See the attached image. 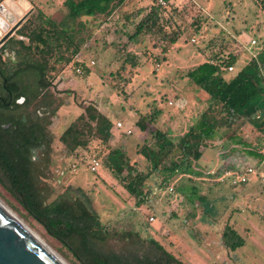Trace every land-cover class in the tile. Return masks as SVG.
<instances>
[{
  "label": "rangeland",
  "instance_id": "1",
  "mask_svg": "<svg viewBox=\"0 0 264 264\" xmlns=\"http://www.w3.org/2000/svg\"><path fill=\"white\" fill-rule=\"evenodd\" d=\"M65 1L0 0V5L7 7L2 14L5 26L0 31L4 34L29 13L19 26V39L28 43L27 34L40 28L51 40L61 38L52 21H67ZM164 1L166 4L160 0H125L110 14L69 22L80 46L71 62L61 58L71 57V49L60 52V46L53 43L48 77L51 93L61 106L47 128L52 139L51 164L41 181L48 187L49 200L69 189L82 191L109 230L154 238L185 264H264V178L252 176L238 186L218 179L228 170L247 166L264 170V132L249 118L235 121L232 127H221L205 142L203 157L193 169L170 180L166 170H155L138 152L145 141L151 142L154 129L167 132L178 143L210 105V95L186 76L188 70L215 59L216 54L223 58L232 54L237 58L235 69L224 71L231 77L257 53V46L264 41V0ZM159 4L163 14L172 17L173 29L181 32L178 42L167 51L159 39L138 36L131 42L128 38L134 29L126 16L138 8L148 10ZM188 6L187 12L184 9ZM175 8L182 10L181 15L174 13ZM197 20L198 25L194 24ZM131 56L137 67L128 63L122 69L125 58ZM80 66L85 72L76 70ZM90 103L112 120V136L107 142L92 138L86 147L72 153L59 138ZM44 107L39 110L45 111ZM119 121L122 128L116 127ZM142 122L145 130L140 128ZM128 129L133 132L128 134ZM226 132L247 144L232 142ZM114 149L124 154L127 165L123 175L128 165H133L135 172L150 174L143 204H137L109 165V153ZM94 159L101 162L95 172L91 170ZM0 199L69 264H77L1 182ZM226 224L245 238L243 246L235 250L225 247L222 233Z\"/></svg>",
  "mask_w": 264,
  "mask_h": 264
},
{
  "label": "trees",
  "instance_id": "2",
  "mask_svg": "<svg viewBox=\"0 0 264 264\" xmlns=\"http://www.w3.org/2000/svg\"><path fill=\"white\" fill-rule=\"evenodd\" d=\"M124 1L66 0L67 21H52L62 34L61 38L51 40L40 28L39 32L27 34L30 39L28 43L19 39V71L9 70L7 84L12 82L19 88L14 91V103L19 98V105H16L19 106V127L26 137L23 143L29 150L39 147L40 153L38 162H34L32 154L21 156L19 150L18 167L6 156L0 142V182L27 213L69 251L77 264H185L154 238L144 239L133 231L109 230L91 207L88 196L80 190L76 193L69 189L49 200L48 187L41 181V177L46 176L44 170L51 164L52 139L47 128L61 106L51 93L52 82L48 77L50 59L55 51L53 43H56V47L60 46V52L71 49V57L61 55V58L71 62L72 57L79 53L80 46L69 22H76L83 16L110 14ZM189 7L184 10L188 12ZM173 11L181 15L182 10L175 8ZM163 12L165 10L159 4L148 10L138 8L128 14L127 20L134 29L128 34L129 41L132 42L138 36L159 39L163 43V51L176 44L181 32L173 29L172 17H166ZM198 23V20L194 22ZM257 47V53L231 77H226L224 71L231 73L228 67L237 62L232 54L225 58L216 54L215 59L202 62L186 72L189 79L210 95V105L178 143L167 132L154 129L151 131V142L145 141L138 149L139 154L149 160L155 170L167 171V180L176 174L189 173L194 163L203 157L205 142L213 138L221 127H232L235 121L249 118L252 124L264 132V41ZM128 63L132 68L138 65L134 56L126 57L122 69ZM78 68L85 72L84 66ZM21 99H24L22 103ZM41 106H45V111H40L42 115L38 113ZM156 113L150 117L151 121L155 119ZM140 124V128L145 130V124ZM113 127L112 120L90 103L85 107V112L63 131L59 140L74 153L86 147L92 138L107 142L112 136ZM225 134L232 142L241 146L247 144L236 134ZM251 154L257 155L256 152ZM109 157L112 159L109 165L124 188L137 200L138 205L143 204L147 198L145 188L150 174L135 172L134 166L128 165L127 174L123 175L127 165L124 154L114 149L110 151ZM222 238L228 249L235 250L245 244V238L231 224L225 225Z\"/></svg>",
  "mask_w": 264,
  "mask_h": 264
},
{
  "label": "flooded vegetation",
  "instance_id": "3",
  "mask_svg": "<svg viewBox=\"0 0 264 264\" xmlns=\"http://www.w3.org/2000/svg\"><path fill=\"white\" fill-rule=\"evenodd\" d=\"M6 10L5 5H0V27L5 26L2 14ZM18 23L19 20L4 34L0 31V142L4 146L9 160L19 167V150H21V156L32 154V161L38 162L40 148L35 147L33 150H29V147L24 145L25 134L19 127V106L16 105H19V98L14 103V91L19 88L12 85V82L7 84L6 76L9 70L19 71V26L5 41L1 42V40ZM9 53L11 54L10 58H8ZM38 113L41 114L40 110ZM20 136L21 138H19Z\"/></svg>",
  "mask_w": 264,
  "mask_h": 264
},
{
  "label": "water",
  "instance_id": "4",
  "mask_svg": "<svg viewBox=\"0 0 264 264\" xmlns=\"http://www.w3.org/2000/svg\"><path fill=\"white\" fill-rule=\"evenodd\" d=\"M29 15L23 16L5 41ZM24 99H21V103ZM0 264H66L0 201Z\"/></svg>",
  "mask_w": 264,
  "mask_h": 264
},
{
  "label": "built area",
  "instance_id": "5",
  "mask_svg": "<svg viewBox=\"0 0 264 264\" xmlns=\"http://www.w3.org/2000/svg\"><path fill=\"white\" fill-rule=\"evenodd\" d=\"M160 3L166 4V2L164 0H160ZM252 43L253 44H257V40L253 39L252 40ZM92 63H95V62L92 61ZM234 69H235V66L234 65H231V66L228 67V70L230 72L231 71H234ZM77 71L79 73H82L83 72L81 68H78ZM116 127L117 128H122L123 127V123L120 122V121L117 122ZM132 132H133L132 129H128L127 130V133L128 134H130ZM100 166H101V162L98 161L97 159H94L92 161V163H91V170L95 172V171L98 170V168ZM252 176H260L261 178H264V170L258 172L255 169V167H253V166H247L243 170H239V171L228 170L222 176H220L218 179L221 182H224V181L227 180V181L230 182L231 185L238 186V185H242V184H245V183L249 182ZM171 190H172V188H171Z\"/></svg>",
  "mask_w": 264,
  "mask_h": 264
},
{
  "label": "bare ground",
  "instance_id": "6",
  "mask_svg": "<svg viewBox=\"0 0 264 264\" xmlns=\"http://www.w3.org/2000/svg\"><path fill=\"white\" fill-rule=\"evenodd\" d=\"M0 201L21 221L23 222L39 239H41L59 258H61L66 264H69L56 250H54L48 243H46L44 241V239H42V237H40L28 224L25 223L24 220H22L20 217H18L13 211L12 209L7 206L1 199Z\"/></svg>",
  "mask_w": 264,
  "mask_h": 264
}]
</instances>
